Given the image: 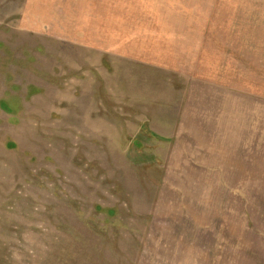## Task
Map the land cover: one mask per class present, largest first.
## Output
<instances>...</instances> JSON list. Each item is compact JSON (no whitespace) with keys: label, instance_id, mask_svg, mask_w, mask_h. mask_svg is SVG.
Returning <instances> with one entry per match:
<instances>
[{"label":"rangeland","instance_id":"obj_1","mask_svg":"<svg viewBox=\"0 0 264 264\" xmlns=\"http://www.w3.org/2000/svg\"><path fill=\"white\" fill-rule=\"evenodd\" d=\"M116 1L134 17L0 0V264H209L197 243L264 234V0Z\"/></svg>","mask_w":264,"mask_h":264},{"label":"crops","instance_id":"obj_2","mask_svg":"<svg viewBox=\"0 0 264 264\" xmlns=\"http://www.w3.org/2000/svg\"><path fill=\"white\" fill-rule=\"evenodd\" d=\"M109 0H75L77 7H74L73 17H134L133 11H129L127 7L122 9L116 5L117 1L112 0V4H106L105 2ZM139 17V16H137ZM167 29L166 27H163ZM161 31L162 29H158ZM163 35L168 36V33ZM99 36V35H98ZM101 37H104L102 35ZM161 38V45L164 42L163 37ZM105 40V39H103ZM179 41H181L179 37ZM172 42V41H171ZM168 43V42H167ZM166 43V44H167ZM179 44L180 42H174ZM98 44V41H97ZM181 45V44H180ZM172 48L171 44L169 45ZM256 59V69L259 70L258 65L262 64V57L258 55ZM193 58V57H192ZM261 66V65H260ZM263 67L261 66L260 70ZM211 78V77H210ZM209 78V80H210ZM204 82L203 80L199 79ZM206 83V82H205ZM242 150V161L245 160L244 150L246 149L245 140L241 142ZM248 150L251 149L256 151L257 155V176L264 180V141L260 143V139L257 138L255 144H248ZM243 210V206H242ZM248 223L244 222V227H242L241 237L237 236H225L218 237L215 239H208L201 241L199 247L202 246V250L208 251V254L212 256V262L209 264H264V234L261 236L249 237V227H246ZM243 225V223H242ZM254 230L258 228L252 227ZM254 235L259 233L254 232ZM196 257V256H195Z\"/></svg>","mask_w":264,"mask_h":264}]
</instances>
